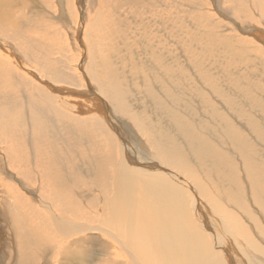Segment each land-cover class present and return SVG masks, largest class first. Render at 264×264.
I'll return each instance as SVG.
<instances>
[{
  "label": "bare ground",
  "instance_id": "1",
  "mask_svg": "<svg viewBox=\"0 0 264 264\" xmlns=\"http://www.w3.org/2000/svg\"><path fill=\"white\" fill-rule=\"evenodd\" d=\"M30 1L0 0V143L6 157L0 160V173L11 174L9 181H0V264H264V161L242 138L244 133L230 121L224 125L225 135L222 126L210 130L191 122L178 105H162L156 114L153 107L161 97L150 89L146 94L152 101L147 108L131 101L116 80V65L111 62L100 69L105 81H98L99 64L94 60L82 72L88 95L98 101L76 104L67 98L69 94L46 87L42 83L47 78L68 79L59 77L63 73L55 66L57 60L41 56L39 43L28 38L38 28L40 36L47 34L40 31L41 14ZM241 1L257 9L252 22H264V0ZM121 2L125 7L144 8L149 18L157 13L154 6L163 3ZM190 6L194 7L188 13L197 5ZM31 8L29 21L25 10ZM198 16L208 23L202 12ZM94 20L86 38L89 54L90 39L104 28L101 16ZM150 24L143 30L147 40L153 41L156 32L147 27ZM253 32L261 37L262 41L256 40L253 34L264 54V33L258 28ZM41 57L45 73L36 64ZM228 57L234 62V57ZM121 60L127 67L135 63L129 51ZM153 62L158 64L157 54ZM87 77L98 82V90L92 89ZM69 83L80 88L74 80ZM217 85L212 89L220 92ZM250 105L257 113L264 112V99L252 97ZM96 107L100 112L90 113ZM213 109L215 105L212 113ZM140 110L151 115L149 119L157 115L150 129H144L138 118ZM123 113L135 127L132 131L124 125L128 138L120 132ZM244 114L248 113L239 112L244 121L237 126L243 131L251 126L253 136L264 139V127L249 117L242 119ZM135 131L147 138L158 158L145 154ZM228 150L236 155L233 161ZM245 213L254 214L241 215ZM250 231L259 238L247 245Z\"/></svg>",
  "mask_w": 264,
  "mask_h": 264
},
{
  "label": "rangeland",
  "instance_id": "2",
  "mask_svg": "<svg viewBox=\"0 0 264 264\" xmlns=\"http://www.w3.org/2000/svg\"><path fill=\"white\" fill-rule=\"evenodd\" d=\"M161 1L163 3H159V6H154L155 13H157L151 18L143 14V11H146L144 8L135 5L125 7L121 0L30 1L33 3L32 8L41 14L42 21L37 24L41 25L40 31L42 30L43 34L44 32L47 34L40 36L38 28L37 32L30 34L28 38L32 42L39 43L41 56H50L53 60H57L55 66L63 73L59 77H67L68 79L63 82H53L47 78L45 82L43 80L41 83L46 84V87H55L59 94H69L67 98L76 104H79V100L88 104L86 99L88 101H98V99H91L90 93L88 95L89 88L82 80V72L87 70L86 67L90 60H94L99 64V68H97L98 81H105L106 77L101 70L104 69L105 63L111 62L112 65H116L114 68L116 80L127 92L131 101H136L147 108V104L152 101L151 97L146 94L147 89H150L151 94L153 92L161 97L158 105L153 107L156 114L162 105H166L164 108H168L170 105H178L179 110L185 113L191 122L197 121L201 125H206L210 130L222 126L223 135L228 130L224 125L230 121L244 133L245 138H242L251 143V147L256 150L258 159L264 161L261 155L262 152L264 156V139L254 137L251 126H249L250 129L245 127V131H243L242 126H237V122L244 121L238 117L239 112L242 111L248 113L244 114L242 119L249 117L256 126L264 127V112L257 113L250 105L252 97L264 99V54L258 48L261 43L253 39L255 28L264 33V22L261 20L251 21L255 18L257 9L247 8V3L245 4L241 0L235 2L233 0ZM240 2H242V6L239 5ZM188 3L197 5L192 13H188L189 7L194 6L188 5ZM163 4H165V8L162 7ZM78 7H81V10ZM32 8L25 10L29 21L33 15ZM17 9L18 7L14 10ZM200 12H202L203 20L208 21V23L199 18L198 13ZM97 16L102 17L104 28L98 36L90 39V58L86 48V38L88 33L93 31V22ZM11 17L16 22V16L11 15ZM150 23L155 24L153 26ZM148 24L153 27H147L154 28L156 32V39L153 41L147 40L145 30H143V27ZM211 28L216 31L211 33ZM114 32H119V34ZM255 36L256 40L262 41L257 33ZM125 51L131 52L135 58L132 67L122 65L121 58ZM153 54H157L158 64H154ZM229 55L234 57V62H232L231 57H228ZM22 60L25 63L27 59L23 57ZM36 64L45 73L46 69L42 57L36 60ZM221 67H226L231 71H226ZM155 76H159L160 80H155ZM87 79L89 78L87 77ZM73 80L77 83L76 85H80V88L69 83ZM88 82L93 90H98L97 81L91 82L89 79ZM214 84L219 85L217 86L220 88V92L218 89H212ZM51 91L57 95L55 90ZM97 95L105 100L104 97L100 96V93ZM229 101H233L234 104ZM213 105L216 106V109H213L212 113ZM204 106L206 107L202 110L199 109V107ZM98 110L100 112L98 108L90 110V113ZM141 110L138 118L144 122L143 127L147 130L157 115H152L149 119L151 115L148 117L146 113L142 114ZM85 112L89 113L88 111ZM119 117L121 124L119 122L118 124H120L121 133L125 134L124 132H126L125 124H128L132 131L135 129L134 123L130 121L127 113H123L122 117ZM159 121L164 124L167 123V121ZM246 121L249 122V120ZM169 129L170 127L166 128L165 131L169 132ZM135 133L138 134L139 144L145 154L150 155L149 157L158 158L147 138L139 131H135ZM128 134L129 136L132 135L129 132ZM171 134L175 135L176 133L171 130ZM125 136L128 138L127 134ZM225 141L226 136H224L223 146L227 147ZM134 147L139 152L137 145ZM2 151L3 147L0 143V160L6 159ZM227 154L233 161L236 155L230 150ZM235 163L239 165L240 161L235 159ZM6 166L11 171L16 170L11 168V164ZM10 177L9 172L0 173V181H9ZM242 177L244 178V176ZM253 214L241 215L252 216ZM258 238L259 236L250 231L247 245L255 242ZM3 240L5 241L2 242V245L5 247L7 240L5 237ZM72 250L77 252V245H73ZM49 264L54 263L50 262ZM60 264L68 263L61 261Z\"/></svg>",
  "mask_w": 264,
  "mask_h": 264
}]
</instances>
